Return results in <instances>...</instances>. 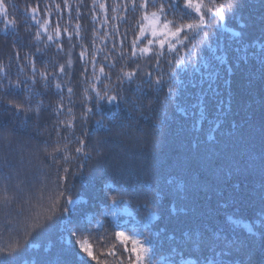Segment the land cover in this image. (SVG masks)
<instances>
[{
    "label": "trees",
    "instance_id": "1",
    "mask_svg": "<svg viewBox=\"0 0 264 264\" xmlns=\"http://www.w3.org/2000/svg\"><path fill=\"white\" fill-rule=\"evenodd\" d=\"M128 2L0 0L24 51L39 58L38 83L21 92L31 119L21 113L13 122L26 136L39 109L47 128L57 120L75 125V136L69 129L60 141L70 158L76 137L96 149L91 160L79 158L85 167L73 177L67 215L43 218L54 193L40 184L17 210L22 201L0 180V264L57 256L67 264H129L133 241L141 264H264V0H201L199 13L188 0H149L146 11L126 10ZM13 4L20 12L39 4V23L17 19ZM156 13L170 35L147 41L141 27ZM10 51L11 37L0 32V78L31 76L15 59L10 67ZM61 66L66 73L45 89L40 73ZM84 106L93 107L87 118ZM116 234L129 239L122 244ZM79 239L97 260L79 250Z\"/></svg>",
    "mask_w": 264,
    "mask_h": 264
},
{
    "label": "snow or ice",
    "instance_id": "2",
    "mask_svg": "<svg viewBox=\"0 0 264 264\" xmlns=\"http://www.w3.org/2000/svg\"><path fill=\"white\" fill-rule=\"evenodd\" d=\"M188 4L198 13L203 8L201 0L195 4L192 3V0H188ZM149 6V0H141L139 4H137V0H129L128 4L125 5L126 10L130 7L145 11ZM151 6H154V3ZM12 7L17 10V19L19 16H30L33 23H39L37 20V14L40 11L39 4L35 6L26 4L23 12H20L15 4H13ZM57 7L59 8V5ZM65 7H68V5H65ZM104 8L105 5L101 4L100 9L103 10ZM158 10L162 16H166L165 6H159ZM209 11H213V9L210 7ZM0 13L3 15L4 22V26L0 28V32H2L5 37H11V51L9 53L10 67L13 59L19 61L22 68L25 66L31 67V76L24 79L12 78L8 73H5L4 78H0V180L3 181L5 191H14L22 201L17 210H24V204L27 203V201L23 200L26 190H30L35 185L40 184L49 192L54 193V195H49L47 198V215L43 218L51 217L57 213L67 215L74 202L70 192L73 177L85 167V161L79 158L84 156L87 157L88 160H91L93 158L92 153L96 152V149L93 148L91 152L87 151L88 142L85 139L76 137L75 143L78 146L75 147L74 154L70 158L66 154L69 150V145H64L62 148L60 146V141L67 138L69 129H73L72 135L75 136L77 130L75 125L71 123L65 124L64 121L57 120L51 128H47L46 122L43 124L41 123V116L43 114L39 109L37 110L36 120L33 123L34 131L26 136L24 135L26 129L22 130L13 122L12 116L24 113L25 116L28 117V114L32 111L31 101L26 103L21 96V92L29 88V81L32 84L38 83L36 62L39 58L36 60L31 59L29 53L24 51V46L21 43L22 37L16 26V20L9 21V11L3 3H0ZM48 22L49 21L45 20V24ZM202 22L203 20L201 19V23ZM186 27L191 30L195 25H188ZM177 31L179 32L181 30L177 29ZM60 35V29L57 28L55 37L59 38ZM40 36L41 33L38 31L35 38L39 39ZM71 38L72 37L69 35L70 40ZM48 40L50 42H55L52 35L48 36ZM57 50L63 51L59 43H57ZM80 59L87 64L83 51L80 53ZM95 59L96 57H93L94 61ZM100 70L103 72V67H101ZM0 71H2V69H0ZM66 71L67 69L61 66L58 72L47 74L40 73L39 79L43 80L44 88L47 89L51 86L52 80L59 79ZM119 83H122V81ZM55 86L57 88L60 87L59 84ZM68 91L71 92L72 89ZM104 97L110 101L118 99V95H108L107 93H105ZM62 111L63 105H60L56 109V114L59 115ZM92 112L93 107H83V115L85 118ZM28 118L31 119L30 117ZM79 131L81 136L87 134L86 130L83 128L79 129ZM49 148H51V151H48ZM78 159L79 163H76ZM45 169H47V171H45ZM53 177L54 180L52 179ZM14 181L17 183H14ZM4 201H8V198L5 197ZM35 219L39 220V218ZM73 235H75V233H73ZM115 236L122 244L129 239L120 234H116ZM77 244L79 250L85 253L91 261L97 260V257L93 254L92 247L87 242L79 239ZM136 245L137 243L133 241V247L129 255H134V259H131L129 264H141V260L139 259L140 250ZM45 251L47 252V249H45ZM124 251H127V249L125 248ZM109 254L115 256L117 253L115 251H110ZM121 255H123V253H121ZM31 264H37V261L33 259ZM40 264H67V261L57 256L55 261L50 262L47 259H42ZM97 264H100V262L97 261Z\"/></svg>",
    "mask_w": 264,
    "mask_h": 264
},
{
    "label": "rangeland",
    "instance_id": "3",
    "mask_svg": "<svg viewBox=\"0 0 264 264\" xmlns=\"http://www.w3.org/2000/svg\"><path fill=\"white\" fill-rule=\"evenodd\" d=\"M140 33H141V37H144L146 35L147 37H149V38L146 37L145 40L147 41H149V39H152V36L155 35H163L164 37H168L170 35L168 26L166 24L160 23L157 13L146 15Z\"/></svg>",
    "mask_w": 264,
    "mask_h": 264
}]
</instances>
